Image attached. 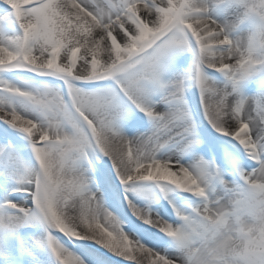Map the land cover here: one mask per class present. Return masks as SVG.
Segmentation results:
<instances>
[{
    "label": "snow or ice",
    "instance_id": "snow-or-ice-1",
    "mask_svg": "<svg viewBox=\"0 0 264 264\" xmlns=\"http://www.w3.org/2000/svg\"><path fill=\"white\" fill-rule=\"evenodd\" d=\"M0 264H264V0H0Z\"/></svg>",
    "mask_w": 264,
    "mask_h": 264
}]
</instances>
